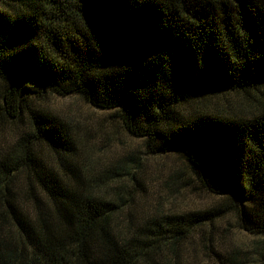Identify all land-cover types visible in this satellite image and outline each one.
<instances>
[{
    "label": "trees",
    "instance_id": "16d2710c",
    "mask_svg": "<svg viewBox=\"0 0 264 264\" xmlns=\"http://www.w3.org/2000/svg\"><path fill=\"white\" fill-rule=\"evenodd\" d=\"M71 95L221 201L139 224L77 164L48 105ZM223 95L247 108H207ZM230 213L253 240L216 257L264 264V0H0V264H178Z\"/></svg>",
    "mask_w": 264,
    "mask_h": 264
},
{
    "label": "rangeland",
    "instance_id": "374dc122",
    "mask_svg": "<svg viewBox=\"0 0 264 264\" xmlns=\"http://www.w3.org/2000/svg\"><path fill=\"white\" fill-rule=\"evenodd\" d=\"M232 98L233 95H223L205 103L208 109L218 112L227 114L231 110L242 114L240 111L246 106L231 109L235 103ZM48 105L72 127L78 151L77 164L87 169L92 189L114 196L139 224L158 212L173 215L202 211L221 201L218 196L198 188L188 176L185 161L176 153L147 154L146 142L130 135L120 121L110 115L114 111L96 109L74 95L50 98ZM174 172L179 174L177 180L172 179ZM209 227L195 230L180 247L178 264H222L223 257L236 249L246 248L253 240L238 228L234 213L212 223L210 235ZM252 251L251 247L246 249L248 254ZM217 253L223 256L220 260ZM258 256L254 249L252 264L258 261Z\"/></svg>",
    "mask_w": 264,
    "mask_h": 264
}]
</instances>
